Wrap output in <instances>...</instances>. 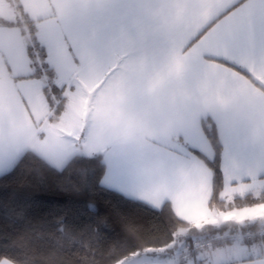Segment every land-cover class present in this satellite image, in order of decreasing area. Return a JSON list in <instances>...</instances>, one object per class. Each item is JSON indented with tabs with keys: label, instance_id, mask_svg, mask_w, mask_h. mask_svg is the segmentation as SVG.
<instances>
[{
	"label": "crops",
	"instance_id": "obj_1",
	"mask_svg": "<svg viewBox=\"0 0 264 264\" xmlns=\"http://www.w3.org/2000/svg\"><path fill=\"white\" fill-rule=\"evenodd\" d=\"M13 1L17 16L35 23L64 99L48 122V76L35 72L19 25H0V173L25 149L58 169L76 154L101 153L103 187L153 208L168 201L179 218L214 226L211 171L187 147L213 158L201 125L209 117L222 145V197L264 190V90L209 58L264 88V0ZM71 104L76 122L65 119ZM182 246L190 264L201 250L184 256ZM217 264H264V254Z\"/></svg>",
	"mask_w": 264,
	"mask_h": 264
},
{
	"label": "trees",
	"instance_id": "obj_2",
	"mask_svg": "<svg viewBox=\"0 0 264 264\" xmlns=\"http://www.w3.org/2000/svg\"><path fill=\"white\" fill-rule=\"evenodd\" d=\"M0 25H19L22 29L35 72L41 71L48 76L44 86L50 105L47 120L54 121L63 109L64 97L51 81V70L46 68L43 60L44 50L35 36V23L28 17L16 21L0 18ZM209 58L235 69L264 90L244 69L222 58ZM201 125L213 149V158L208 159L187 147L211 171L209 209L230 210L264 202L263 190L257 195L235 197L230 205H225L221 198L222 145L211 118H202ZM104 170L101 153L76 154L58 169L31 149L23 150L11 166L0 173V261L7 260L12 264H114L143 252L156 258L168 255L172 246L162 248L175 239H181L186 246L198 235L220 229L219 226H196L179 218L168 201L160 208H153L103 187ZM249 226L257 232L260 229L258 222ZM190 251L186 249L185 253Z\"/></svg>",
	"mask_w": 264,
	"mask_h": 264
},
{
	"label": "rangeland",
	"instance_id": "obj_3",
	"mask_svg": "<svg viewBox=\"0 0 264 264\" xmlns=\"http://www.w3.org/2000/svg\"><path fill=\"white\" fill-rule=\"evenodd\" d=\"M5 3H9L6 7ZM18 8V7H17ZM16 7L13 0H0V18L9 19L10 21H16L19 18L16 14ZM21 13V7L18 8ZM38 49V48H35ZM34 49V50H35ZM28 56L31 58L32 53ZM33 56H36V52L33 51ZM44 60V59H43ZM36 63H39L38 58H35ZM0 62L2 60L0 59ZM45 62V60H44ZM3 63V62H2ZM40 64V63H39ZM264 85V80H258ZM62 97L64 96L61 94ZM52 97V96H51ZM55 96H53V100ZM64 99V98H63ZM69 111H65V119L75 118V122L81 117L80 110L74 105H70ZM61 115V113H60ZM57 117V119L60 117ZM222 200L226 204H231L227 198L222 197ZM233 200V199H232ZM212 213L209 215L208 220H216L213 225L220 227V229L214 231H206L205 234H200L197 237L199 239H206L210 241L211 247L199 251L198 255L190 259V264H198L197 261L202 260L203 264H217L236 257L259 256L264 254V210L261 206L255 207H241L232 208L230 210H210ZM258 222L260 224V230L257 232L253 230L249 225ZM205 224H199L198 226H204ZM183 231L181 230L180 233ZM250 232L251 234H247ZM172 246L167 257L164 259L166 264H185L181 260V254L184 251L181 239H175L171 244L163 247L167 249ZM164 251V250H163ZM150 256L143 253H136L132 256L123 258L114 264H137L142 259L149 258ZM162 256H160L161 258Z\"/></svg>",
	"mask_w": 264,
	"mask_h": 264
},
{
	"label": "built area",
	"instance_id": "obj_4",
	"mask_svg": "<svg viewBox=\"0 0 264 264\" xmlns=\"http://www.w3.org/2000/svg\"><path fill=\"white\" fill-rule=\"evenodd\" d=\"M211 243L208 240H202L199 238L192 239L188 245L185 246V250L191 249V250H203L210 248ZM187 253V252H186ZM186 253L184 256H186Z\"/></svg>",
	"mask_w": 264,
	"mask_h": 264
}]
</instances>
